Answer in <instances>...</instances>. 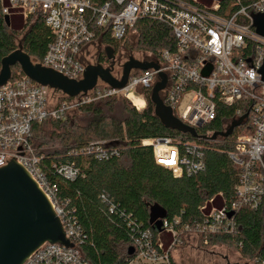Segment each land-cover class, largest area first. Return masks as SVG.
<instances>
[{
	"label": "built area",
	"instance_id": "built-area-1",
	"mask_svg": "<svg viewBox=\"0 0 264 264\" xmlns=\"http://www.w3.org/2000/svg\"><path fill=\"white\" fill-rule=\"evenodd\" d=\"M0 2L7 3L1 10L4 17L10 10L19 8L23 10V20L38 13L42 15L51 42L42 60L35 63L74 81L83 78L92 46L105 47L100 44L105 38L113 45L123 44L140 19L167 27L175 42L174 48L159 50L155 59L149 55L146 61L155 62L157 71H132L121 90L98 81L92 90L70 98L32 82L22 73L11 75L0 86V168L13 161L29 175L49 201L65 238L73 245L65 248L44 243L23 264H90L79 250L80 226L71 213L58 204L57 188L48 181L42 168L44 156L31 144L32 126L65 121L80 108L113 97L128 100L140 111L145 101L137 92L151 89L158 81V73L167 78L159 94L163 104L195 131L215 120L216 105L237 104L240 108L236 109V114L242 109L246 111L247 117L241 125L246 124L245 132L235 136L232 150L227 154L238 169V180L232 200L223 201L218 207L214 206L213 199L208 200L198 208V221L185 222L180 216L162 219L160 233L169 235L168 245L158 239L153 241L150 230L129 222L134 257L127 264H173L171 251L174 248L193 239H203L206 245L208 236L231 238L237 234V212L241 209L256 211L264 205V82L259 74L264 61V38L255 33L252 25V16L264 14V0L241 5L226 17L216 13L219 5L209 10L188 0ZM239 3L240 0H235L236 5ZM206 69L210 72L203 76ZM140 146L151 148L154 163L168 170L173 178L195 176L205 169L201 147L194 141L181 143L169 137H158L141 140ZM121 151L111 141L103 140L71 149L66 155L107 161L119 158ZM49 166L65 182H74L80 175L74 162H51ZM99 199L109 213L114 211V203L107 195L101 194Z\"/></svg>",
	"mask_w": 264,
	"mask_h": 264
},
{
	"label": "trees",
	"instance_id": "trees-1",
	"mask_svg": "<svg viewBox=\"0 0 264 264\" xmlns=\"http://www.w3.org/2000/svg\"><path fill=\"white\" fill-rule=\"evenodd\" d=\"M253 1L240 0L239 5H236L235 0H220L216 13L226 17L239 6ZM6 5V2H0V62L17 49L18 44L34 62H40L51 42L42 15L38 13L22 22L21 18L10 14L9 27H6L1 13ZM134 31L138 35L137 48L149 52L153 59L159 50L174 48L175 42L170 30L157 22L140 19L131 33ZM22 32V37L17 40ZM100 44L110 46L114 51L118 47L106 38ZM97 57L105 60L102 50L98 51ZM17 74L21 75L19 67H12V77ZM150 91L148 88L137 92L145 101L146 108L141 112L128 107L124 98L113 97L80 108L78 113L82 117L77 121L45 122L55 127L50 138H61V149L47 148L51 141L46 140L47 133L41 130V125L45 123L32 126L31 144L38 154L44 156L42 168L48 181L57 188L58 204L69 211L80 226L82 242L78 245L79 250L90 264H127L133 259L134 253L128 255L133 236L131 227L127 226L129 222L150 230L153 241H156L161 233L148 222L149 207L152 205L161 207L167 219L180 216L185 222H196L200 218L198 208L208 200L213 199L214 206L218 207L223 201L230 202L233 198L238 169L230 162L227 154L232 150L235 136L245 132L246 124L235 128L225 139L209 141L204 137L224 131L233 118L243 116L246 111L242 109L236 114V109L240 108L237 104L230 107L216 105L215 120L197 130L198 138L192 139L189 135L165 129L160 124L153 116V107L149 102ZM67 123L70 130L55 135L56 128L60 124L64 127ZM158 137H169L181 143L196 142L203 154L204 171L195 176L173 178L168 170L154 163L151 148L140 146L141 140ZM103 140L111 141L122 150L119 158L96 161L66 155L71 149L91 141ZM67 161L74 162L80 172L71 183L60 179L49 166L51 162ZM101 194L113 201L115 209L112 213L100 201ZM235 224L237 234L233 237L208 236L206 245L203 239L198 240L199 246H234L241 257L252 260V264H264V205L256 211L239 210L235 215Z\"/></svg>",
	"mask_w": 264,
	"mask_h": 264
},
{
	"label": "water",
	"instance_id": "water-1",
	"mask_svg": "<svg viewBox=\"0 0 264 264\" xmlns=\"http://www.w3.org/2000/svg\"><path fill=\"white\" fill-rule=\"evenodd\" d=\"M3 20L5 26L9 27V17L5 16ZM252 25L255 33L264 38V14L252 16ZM104 54L109 61L108 67L104 68L101 64L87 65L83 78L74 81L35 63L18 44L17 49L0 62V86L11 78V68L18 66L20 72L32 82L73 98L92 90L98 81L111 89L121 90L132 71L158 70L155 62L139 61L130 56L121 64V74L117 79L112 75L115 63L113 49L105 47ZM209 72L210 69H206L202 74L208 76ZM259 74L264 82V61ZM166 82V75L158 73V81L152 86L149 95L153 116L165 129L189 135L192 139L198 138L193 128L183 124L163 104L159 94L165 88ZM246 117L247 114H244L231 121L224 131L204 138L209 141L228 138L235 128L242 125ZM230 216L231 213L228 214ZM165 217V211L158 205L149 207V225L158 233L161 232V220ZM44 243L59 244L65 248L73 246L65 238L60 220L45 195L29 175L12 161L0 168V264H23ZM132 254L133 249L129 248L128 255Z\"/></svg>",
	"mask_w": 264,
	"mask_h": 264
},
{
	"label": "rangeland",
	"instance_id": "rangeland-1",
	"mask_svg": "<svg viewBox=\"0 0 264 264\" xmlns=\"http://www.w3.org/2000/svg\"><path fill=\"white\" fill-rule=\"evenodd\" d=\"M20 9L21 8H19V10L12 11L11 14H13L15 17L21 18L23 22V10L22 9L20 10ZM23 33L24 32L18 35L17 40H20ZM137 40H138V35H137V32L134 31L133 33L130 34L129 38L123 44L119 45L115 49V51H113L115 54L114 56L115 66L113 68V75L115 77L121 74V64L124 63L128 59V57L131 56L136 60H145V61L150 58L149 52H144L143 50H139L137 48ZM94 47L95 46L91 47L89 56L86 58V61H85L86 64L95 65L96 63L99 62L104 68L108 67L109 63L107 62V64H105L106 60H104V58L97 57L98 54L95 55L97 49ZM124 100L127 102L128 107L133 108L131 103L128 100L126 99ZM144 107L146 108V106ZM142 110L137 111V112H141ZM81 117H82L81 114L77 113L75 115L68 117L66 121L67 122L71 120L77 121ZM61 126L62 124H60L59 128H56L55 135L63 134L64 131L68 132V130H70L68 123L65 124L64 127L63 126L61 127ZM54 129L55 127L52 126V123H45L41 125V130L47 133L48 137L46 138V140L51 141L48 144L47 148L52 149V150L61 149L62 144L59 141L61 138H57L55 136H53L52 139L50 138V133L51 131H54ZM162 236L165 238L166 245H168L170 242V238H168L169 235L167 236L162 233ZM171 259L174 264H226V263L252 264V260H249V259L247 260V259L242 258L238 249H236L234 246H229L226 244H214V245H210L208 247L203 248L199 246L198 241L195 239L188 240L186 241L184 245L174 248L171 251Z\"/></svg>",
	"mask_w": 264,
	"mask_h": 264
},
{
	"label": "crops",
	"instance_id": "crops-1",
	"mask_svg": "<svg viewBox=\"0 0 264 264\" xmlns=\"http://www.w3.org/2000/svg\"><path fill=\"white\" fill-rule=\"evenodd\" d=\"M196 4L198 7L204 8V9H212L213 7L219 5L220 0H188ZM7 4V3H6ZM19 10V9H13L9 11L8 17L11 14L12 11ZM107 47V46H105ZM105 47H98L97 51H101L104 53ZM105 55V54H104ZM106 60V58H105ZM139 61H145V60H139ZM149 62V61H148ZM97 64V63H96ZM169 238V237H168ZM158 240H161L163 243H165V238L162 236V233L158 236ZM166 244V243H165Z\"/></svg>",
	"mask_w": 264,
	"mask_h": 264
},
{
	"label": "flooded vegetation",
	"instance_id": "flooded-vegetation-1",
	"mask_svg": "<svg viewBox=\"0 0 264 264\" xmlns=\"http://www.w3.org/2000/svg\"><path fill=\"white\" fill-rule=\"evenodd\" d=\"M114 56H115V54H114ZM114 58H115V57H114ZM107 62L109 63V61L106 60V61H105V64H107ZM97 64H99V63H97ZM114 66H115V64H114ZM226 264H227V263H226Z\"/></svg>",
	"mask_w": 264,
	"mask_h": 264
},
{
	"label": "bare ground",
	"instance_id": "bare-ground-1",
	"mask_svg": "<svg viewBox=\"0 0 264 264\" xmlns=\"http://www.w3.org/2000/svg\"><path fill=\"white\" fill-rule=\"evenodd\" d=\"M136 104H139L137 101H134Z\"/></svg>",
	"mask_w": 264,
	"mask_h": 264
}]
</instances>
